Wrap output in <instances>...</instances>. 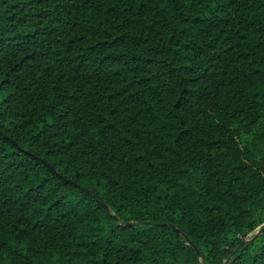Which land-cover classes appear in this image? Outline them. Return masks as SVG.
<instances>
[{
    "label": "trees",
    "instance_id": "1",
    "mask_svg": "<svg viewBox=\"0 0 264 264\" xmlns=\"http://www.w3.org/2000/svg\"><path fill=\"white\" fill-rule=\"evenodd\" d=\"M263 224L264 0H0V264H264Z\"/></svg>",
    "mask_w": 264,
    "mask_h": 264
},
{
    "label": "water",
    "instance_id": "2",
    "mask_svg": "<svg viewBox=\"0 0 264 264\" xmlns=\"http://www.w3.org/2000/svg\"><path fill=\"white\" fill-rule=\"evenodd\" d=\"M100 202H102V200L101 199H98ZM262 229H264V224L261 226V228L258 230V232L257 233H259V232H261L262 231ZM178 231V230H177Z\"/></svg>",
    "mask_w": 264,
    "mask_h": 264
}]
</instances>
